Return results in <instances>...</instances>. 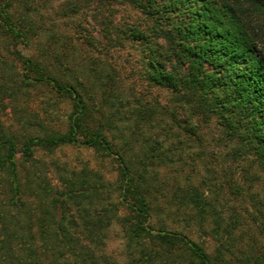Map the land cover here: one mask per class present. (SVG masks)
Masks as SVG:
<instances>
[{"label": "trees", "instance_id": "1", "mask_svg": "<svg viewBox=\"0 0 264 264\" xmlns=\"http://www.w3.org/2000/svg\"><path fill=\"white\" fill-rule=\"evenodd\" d=\"M125 1L136 20L123 30L101 20L103 35L109 40L114 29L124 31L141 47L142 75L173 91L171 118L194 133L191 116L216 115L234 157L264 170V0ZM38 3L0 0V110L6 98L37 86L67 100L69 110L64 129L38 121V132L15 133L0 122V264H264V199L231 178L222 183L221 198L176 182L159 204L161 192L158 197L148 175L169 159L170 147L156 138L115 136L132 115L136 122L150 120L155 108L139 104L122 114L113 68L75 56L65 34L38 18ZM67 7L79 9L77 3ZM86 32L82 37L92 45ZM5 68L11 73L6 78ZM185 109L183 120L178 112ZM62 144L110 157L115 177L106 181L100 172L82 169L62 175L60 184L44 174L34 178L35 151ZM160 209L206 222L213 250L181 230L154 224ZM112 221L123 238L122 263L104 252Z\"/></svg>", "mask_w": 264, "mask_h": 264}, {"label": "rangeland", "instance_id": "2", "mask_svg": "<svg viewBox=\"0 0 264 264\" xmlns=\"http://www.w3.org/2000/svg\"><path fill=\"white\" fill-rule=\"evenodd\" d=\"M38 1V4L43 5L39 8L38 18L46 27L65 34L67 41L72 44L68 48L74 49L75 56L79 54L94 57L102 61V64L113 68L112 76L124 102L122 114L125 108H133L139 104L155 108L154 116L150 120L136 122L132 115L123 124L122 129L116 131L115 136L117 140L125 137L132 140L136 134L138 141L143 137L156 138L161 141L163 147H170L167 150L169 159L160 164L156 163L155 175L152 172L148 175L158 187L156 191L158 197L161 192L157 200L159 204H162V193L169 194L176 182L180 184L191 182L209 196L216 194L221 198L226 190L221 185L225 179L231 178L264 199V170L254 161L250 164L248 160L234 157L231 153L233 142L223 138L222 125L216 115H208L207 118L201 114L191 116L194 133L187 132L183 126H178L170 116V109L173 107L172 89L167 85L150 82L141 73L143 64L141 47L134 43V39L128 38L124 31L114 29L109 40L103 35L105 21L112 22L118 26V30H123V24L136 20V12L128 2ZM67 2L77 3L78 11H70ZM85 29L90 33L87 35H90L92 45L82 37L87 33ZM47 34L48 31L43 36ZM34 47L36 48L35 44L31 46ZM77 73L83 76L82 72ZM6 75H11L8 68L4 69L2 76L6 78ZM68 110L67 100L59 99L47 88L37 86L29 88L28 91L23 89L15 99L6 98L5 105L0 110V122L7 131L15 133H21L25 128H30L31 132H38L37 125L33 124L38 121L46 126L64 129ZM187 112L186 109L179 111L178 116L184 120L188 116ZM21 117L24 122L19 120ZM137 146L138 143H133L134 153L137 152ZM34 157V165L31 166L34 178L38 179L44 174L53 184H60L62 175L70 176L73 171L79 173L82 169L96 170L106 181L115 177L114 160L82 144H62L51 152L37 149ZM248 202L245 198L244 203L248 205ZM152 220L154 224L162 223L168 228L181 230L193 240L201 242L207 251L213 250L215 242L206 222L199 224L193 219L184 220L178 213L172 214L161 209L152 215ZM104 252L118 263H122L126 258L123 238L118 224L114 221L107 227Z\"/></svg>", "mask_w": 264, "mask_h": 264}]
</instances>
